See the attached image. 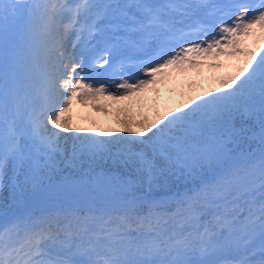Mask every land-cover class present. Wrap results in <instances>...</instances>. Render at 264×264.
I'll return each mask as SVG.
<instances>
[{
	"label": "snow or ice",
	"instance_id": "snow-or-ice-1",
	"mask_svg": "<svg viewBox=\"0 0 264 264\" xmlns=\"http://www.w3.org/2000/svg\"><path fill=\"white\" fill-rule=\"evenodd\" d=\"M0 264H264V0H0Z\"/></svg>",
	"mask_w": 264,
	"mask_h": 264
},
{
	"label": "rangeland",
	"instance_id": "rangeland-1",
	"mask_svg": "<svg viewBox=\"0 0 264 264\" xmlns=\"http://www.w3.org/2000/svg\"><path fill=\"white\" fill-rule=\"evenodd\" d=\"M219 69H200L192 70L188 73H174V79L165 85H159L162 89L161 96L155 98L154 91H150L145 97H153L148 104L146 100L130 99L123 101H104L103 98L99 103L104 107L97 108L90 103L75 102L67 115L70 117L69 123L73 118H78L81 122L75 125L83 127H94L93 120L97 121L100 126L119 127L122 120H139L141 113H151L155 107L163 111L165 107L179 105L187 95H194L205 89H210L215 82L212 79L220 75ZM204 77V78H203ZM143 98V97H141ZM74 112V114H73ZM73 115V116H72Z\"/></svg>",
	"mask_w": 264,
	"mask_h": 264
}]
</instances>
